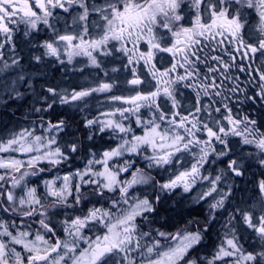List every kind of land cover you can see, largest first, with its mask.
Instances as JSON below:
<instances>
[{
  "label": "snow or ice",
  "instance_id": "1",
  "mask_svg": "<svg viewBox=\"0 0 264 264\" xmlns=\"http://www.w3.org/2000/svg\"><path fill=\"white\" fill-rule=\"evenodd\" d=\"M19 107L0 264H264V0H0Z\"/></svg>",
  "mask_w": 264,
  "mask_h": 264
},
{
  "label": "rangeland",
  "instance_id": "2",
  "mask_svg": "<svg viewBox=\"0 0 264 264\" xmlns=\"http://www.w3.org/2000/svg\"><path fill=\"white\" fill-rule=\"evenodd\" d=\"M111 66H112V65H109V67H111ZM88 71H91V72L93 73V75H95V70H88ZM116 75H121V79H123L122 74H116ZM61 76H62V75H61ZM101 76H102V73H101ZM85 78L91 80L92 77L88 76V73H87V72L85 73V76H84V77H81L79 74H75V75H74V74H72L71 72L68 73V76H67V80H68L72 85H76V84H81V83H83ZM60 82H62V80H57V81H55V82H53V83H60ZM117 94H119V93H117ZM16 126H17V125L12 126L11 129H12V128H15ZM24 126H26V125H24ZM17 127H19V126H17ZM11 129H9L8 131H10ZM8 131H6V132H5L4 134H2V135H6V134L8 133ZM0 133H1V131H0ZM2 133H3V131H2ZM102 143H104V141H100V144H102ZM253 171L257 173L256 177L253 178V177H251V175H249L248 179H259V178H260V177H259V172H258L256 169H253ZM249 187H251V186H249ZM211 237H212V239L214 238V236H211ZM216 238H217V236H216ZM213 240H214V241H213L212 246H211V248H210L211 253L215 250V246H216V244L219 242V241L217 242L215 239H213Z\"/></svg>",
  "mask_w": 264,
  "mask_h": 264
},
{
  "label": "trees",
  "instance_id": "3",
  "mask_svg": "<svg viewBox=\"0 0 264 264\" xmlns=\"http://www.w3.org/2000/svg\"><path fill=\"white\" fill-rule=\"evenodd\" d=\"M16 107H17V106H14L13 109L16 110ZM9 121H12V118H10V117L0 116V126H2V124H3V125H7V122H9ZM214 233H215V232H213L211 236H213ZM213 241H214V240L212 239V237H210V238H206V240H205V245H206V246L200 248V249H201V250H200V256H202V257H207V256H208L207 254L209 253V250H210V248H211V246H212Z\"/></svg>",
  "mask_w": 264,
  "mask_h": 264
},
{
  "label": "flooded vegetation",
  "instance_id": "4",
  "mask_svg": "<svg viewBox=\"0 0 264 264\" xmlns=\"http://www.w3.org/2000/svg\"><path fill=\"white\" fill-rule=\"evenodd\" d=\"M62 79H63L62 77H60V78L58 77V73H55V80L53 82H55L57 80H62ZM13 110H15V109H13ZM25 113H26V108L25 107H19L18 110L16 111V116L15 117L23 116ZM0 116L13 117V116L8 115L7 113H3V112H0ZM4 128L5 127L2 124V126L0 127V129H4ZM171 230H174V229H171ZM200 250L201 249H199V251H198V255H200Z\"/></svg>",
  "mask_w": 264,
  "mask_h": 264
}]
</instances>
